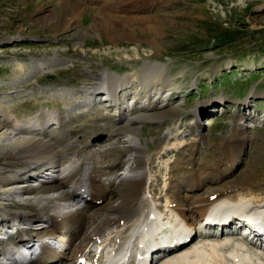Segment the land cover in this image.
<instances>
[{"label":"rangeland","instance_id":"374dc122","mask_svg":"<svg viewBox=\"0 0 264 264\" xmlns=\"http://www.w3.org/2000/svg\"><path fill=\"white\" fill-rule=\"evenodd\" d=\"M116 3L117 0L114 7ZM97 7V2L87 4L79 12L77 21L64 26L63 21L70 22L74 13L67 1L0 0V103L11 110L21 124L42 110L62 113L68 122L66 129L74 132L75 142L81 143L80 150H84L85 142L90 140L86 149L110 150L114 158H120L122 170L117 174L120 176L134 164L136 155H132V151L120 154L128 135L119 128V110L105 101L108 97L105 90L94 92L90 87L103 83L106 74L119 79L132 75L135 81L129 91L135 93L142 88L143 83L139 81L142 77L155 79L152 73H143L150 69L147 66L162 68L164 80L152 82L149 97L142 94L136 102L140 107L149 99L153 106L164 104L162 109L152 113L158 120H143L133 127L140 144L154 158V175L159 179L156 193L163 202V209L170 169L176 177L188 169L182 164L190 156L188 146L195 150L191 160L197 170L206 168L209 163L211 166L219 162L224 142L230 145L237 139L235 132L240 131L238 124L243 119L242 124L247 129L243 152L223 182L238 185L247 179L252 184L253 196L264 198V0H164L152 10L134 9L132 12L125 7L127 10L111 12L113 21L121 23L111 29L96 26ZM136 16L154 18L160 28L147 31L138 22L124 19ZM88 89L91 98L86 93ZM130 103L128 101L123 110ZM2 123L5 122L0 123V150L8 146L6 140L10 133ZM50 126V129L59 128L54 120ZM34 130L31 128V133L39 132ZM228 136L232 138L226 139ZM165 142L169 145L167 153L166 148L162 150ZM161 151L162 159L161 155L157 157ZM1 156L7 157L6 154ZM229 165L221 166L222 171L229 170ZM47 168L50 169L29 175L40 177L39 180L46 176L45 180L53 184L51 177L59 173H55L52 165ZM36 179L28 184L37 186ZM6 183L9 181L0 184V209L26 215L28 223L33 218L40 221L36 226L21 223L28 232L48 226L34 217L23 199L11 195L13 187ZM65 190L70 192L71 187ZM246 195L244 203L253 205L248 203L250 199ZM21 201L23 206H19ZM100 202L80 207L93 216L95 210L101 214L104 206L111 203L109 200ZM240 207L244 208V204H239L238 214L235 211L236 215H232L239 222L231 223L232 226L224 230L221 225L213 226L216 224L205 228L207 221L193 218L192 230L198 236L187 243L192 242L188 250L216 245L225 260L223 264H238L231 260L236 251L245 255L246 264H264V244H258L257 233V236L250 234L249 228L242 227L244 217L251 220L258 213L257 217L264 218V214L259 213L264 207L250 206L248 210L252 208V213L246 216ZM70 211L67 216H72ZM212 213H208L210 218ZM242 213L244 217L238 218ZM3 220L0 234L3 231L8 242H0L1 254L16 237H12L15 221L3 223ZM159 223L160 227H154H158L154 236L165 239L170 233L167 229L174 226L176 220L163 215ZM155 245L159 247L161 242ZM188 245L174 251L173 257L185 254ZM160 255L157 253L155 257Z\"/></svg>","mask_w":264,"mask_h":264},{"label":"bare ground","instance_id":"6f19581e","mask_svg":"<svg viewBox=\"0 0 264 264\" xmlns=\"http://www.w3.org/2000/svg\"><path fill=\"white\" fill-rule=\"evenodd\" d=\"M64 1H67L74 13L71 21H63L62 25L70 26L72 21H77L78 14L84 6L97 2L98 12L95 24L102 29H111L121 24L113 21L111 12L114 10H127L125 9L127 7L128 10L131 8L130 12L134 9L147 11L164 3V0H117L118 4L116 3L117 5L114 7L115 0ZM124 19L134 23L138 22L137 24L147 31H158L160 28L159 23L151 17L136 16ZM146 68L149 70L143 73H152L155 79L150 81L142 77L139 80L143 83L142 88L135 93L129 91L135 81V77L132 75L119 79L116 75L106 74L103 77V83L100 85L95 83L90 87L91 90L95 89L94 92L105 90L108 96L105 101L110 102L112 107L119 110V128L128 135V140L121 145L120 154L127 155L132 151V155H136L133 160L134 164L120 176H117L118 172L122 170L120 158H114L110 150L86 149L90 140L85 142L86 148L80 150L81 143L75 142L72 137L74 132L66 129L65 126L68 122L62 113L54 112L53 114L52 112L50 114V112L42 110L27 123L21 124L12 115L11 110L0 103V123L5 122V127L10 129L6 140L9 142L8 146L0 150V184L9 181L6 184L8 187H13L11 195L23 199L30 206L34 217H38L42 223L48 224L43 230L35 228L28 232L27 228L20 226L27 220L26 215H14L0 209V217L5 216L4 220L0 219V223L2 220L3 223H7V220L15 221L13 227H16L18 240L30 241L27 245H29L32 254L30 258L14 263L11 261V258H14L13 252H10V248H4L2 254L0 251V264H101L109 248H112L111 251L114 252L118 247V254H120L128 243H133L134 248L130 254L129 264L224 263L225 260L221 258L216 245L200 246L188 250L192 242L189 245L187 243L196 234L192 232L195 219L207 221L205 228L221 225V230H224L239 222L237 218L232 217L235 211L238 214L239 204L246 206L242 209L245 216L252 213V208H249L251 213H248L250 206L264 207V198L253 196L252 184L247 179L238 185L223 182L226 175L234 168L235 162L240 160L243 152L247 136V129L242 124L245 119L238 124L240 131L235 132L237 139H233L234 144L229 145L224 142L225 147L220 150L219 162L211 166L209 163L206 168L197 170L198 168L196 169L195 163L191 160L195 150L191 145L188 146L190 152L188 156H190L185 158L182 163L187 165L188 169L183 171L181 168L183 172H181L182 175L178 174L179 177L174 176L173 170L170 169L166 181L165 209H163V202L161 203L156 193L159 179L154 175V158L140 144L139 137L133 127L143 120H156L157 118L152 115L153 111L156 112L164 107V104L153 106V101L150 99L145 101L143 107L136 105L142 94H148L146 97H149L152 82L155 84L164 80L165 71L162 68L154 66ZM90 89L86 91L89 98H91ZM119 90H121V97ZM158 94L161 92L159 91ZM128 101L131 103L123 110ZM53 120L59 125V128H54L55 130L50 129ZM4 124L2 123L3 126ZM31 128H35L34 131L39 130V132L33 134L30 131ZM231 138L228 136L226 139ZM181 145H179L180 148ZM165 148L167 153L169 145L166 144L162 150ZM1 154H6L7 157L4 158ZM161 154L162 151L158 153L157 157ZM162 158L164 157L162 156ZM228 163L231 164L229 165L230 169L222 171L221 166ZM48 165H52V168L56 169L55 173L63 175L60 177L57 174V177H51L50 180L53 184L45 180L46 176H41L40 180V177L36 179L35 176H31L48 169ZM30 172L33 173L29 175ZM35 179L37 186H33L35 183L28 184ZM66 187H71V191L65 190ZM238 191L240 193H237ZM245 193H247L246 198L250 199L248 203L253 205L245 204ZM80 197L82 200L78 199ZM107 200L111 203L104 206L101 214H98L94 209V215L91 216L85 210L83 211L84 208L80 207L82 203L85 206L93 201L105 203ZM19 206H23L22 201ZM155 206L158 207L157 211L154 210ZM69 210H71L69 213L72 216H67ZM211 212L213 213L210 218L208 213ZM231 212L233 213L230 215ZM259 213L264 214V210ZM163 215L176 220V224L171 226L176 230L173 233H177L179 237L173 239L175 236L173 238L168 236L161 239L154 236L158 232V227L155 229L154 227L158 226V219ZM9 216H13V219ZM152 217H156L157 220L154 221ZM241 217L238 216V218ZM254 218L249 220V223L264 234V226L254 224ZM33 219L29 220V223L36 226L40 221ZM260 219L264 218L260 216ZM29 223L25 222L26 225ZM211 224H216V226L211 227ZM1 226L3 224H0V228ZM144 226L146 231L151 228V236L147 247L140 250L138 248L139 243L142 244L140 238L145 239L146 237L141 234ZM159 241L161 246L158 247L155 242L159 243ZM259 241L258 244H264V235L259 237ZM16 244L19 245V243ZM181 245H188L185 247L188 251L178 257H173L174 251L182 247ZM157 253L161 255L156 258ZM231 260L238 264H246L248 261L240 251L232 254Z\"/></svg>","mask_w":264,"mask_h":264}]
</instances>
